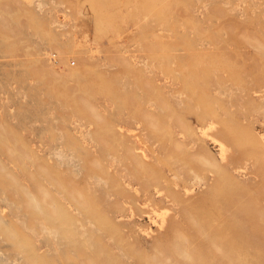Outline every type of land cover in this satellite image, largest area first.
I'll return each instance as SVG.
<instances>
[{
    "label": "rangeland",
    "instance_id": "374dc122",
    "mask_svg": "<svg viewBox=\"0 0 264 264\" xmlns=\"http://www.w3.org/2000/svg\"><path fill=\"white\" fill-rule=\"evenodd\" d=\"M0 264H264V0H0Z\"/></svg>",
    "mask_w": 264,
    "mask_h": 264
}]
</instances>
